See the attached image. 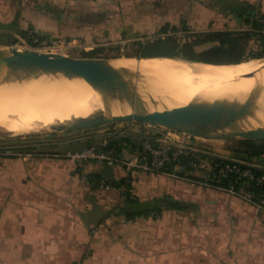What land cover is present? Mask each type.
<instances>
[{"label":"crops","instance_id":"0c3cea01","mask_svg":"<svg viewBox=\"0 0 264 264\" xmlns=\"http://www.w3.org/2000/svg\"><path fill=\"white\" fill-rule=\"evenodd\" d=\"M156 5L154 0H0V24L17 21L20 30L59 35L69 48L90 51L102 45L101 34L140 22L153 31L183 24L191 35L246 30L249 19L264 15V0H164L163 17H141ZM13 35L25 38L18 31ZM88 138L95 144L100 137ZM75 142L65 150L0 152V264H264L260 210L224 191L135 172L133 195L162 209L126 219L120 214L124 190L100 189L89 179L119 183L124 169L76 165L60 156L84 146ZM248 163L264 168V154ZM178 202L191 207L173 208Z\"/></svg>","mask_w":264,"mask_h":264},{"label":"bare ground","instance_id":"6f19581e","mask_svg":"<svg viewBox=\"0 0 264 264\" xmlns=\"http://www.w3.org/2000/svg\"><path fill=\"white\" fill-rule=\"evenodd\" d=\"M84 65L95 75L105 76L115 87L116 93L109 101L113 108L126 103L134 91L135 95L175 98L179 102H188L198 95L240 93L246 98L250 113L261 110V116L246 127L264 134V88L255 78L236 80L254 70L258 66L256 62L236 67H192L174 59L122 57L87 59ZM143 82L151 87L140 93ZM158 86L161 89L150 92ZM100 107L98 95L85 82L27 84L10 66L0 65V126L15 134L56 127L59 122L85 117Z\"/></svg>","mask_w":264,"mask_h":264},{"label":"water","instance_id":"95a60500","mask_svg":"<svg viewBox=\"0 0 264 264\" xmlns=\"http://www.w3.org/2000/svg\"><path fill=\"white\" fill-rule=\"evenodd\" d=\"M87 59L109 58H74L0 44V65L10 66L27 84L37 82L59 85L85 82L98 95L101 103V107L96 112L85 117H74L59 122L56 127H40L31 132L11 137L30 136L38 133L65 134L133 121L180 132L195 138L264 140V134L246 127L248 122L257 120L261 116V110L250 113L246 105V98L240 93L198 95L188 102H179L175 98L158 99L135 95L123 105L113 108L109 101L116 93L115 87L105 76L95 75L92 70L88 69L84 65V61ZM248 62H256L258 66L236 80L255 78L264 88V58L230 64L185 61L192 67L197 65L236 67ZM195 124L199 127H195ZM166 202L170 203L171 199H166Z\"/></svg>","mask_w":264,"mask_h":264},{"label":"built area","instance_id":"2783aa9c","mask_svg":"<svg viewBox=\"0 0 264 264\" xmlns=\"http://www.w3.org/2000/svg\"><path fill=\"white\" fill-rule=\"evenodd\" d=\"M256 19L264 31V15ZM27 30L28 39H19L23 48L62 54L69 48V43L62 36H44L32 28ZM184 34L183 31H168L161 37L174 35L178 41H182ZM112 126L113 130L103 134L97 143L78 150L65 151L60 156L76 165L120 166L125 171L128 183L131 182L133 173L140 172L200 184L236 196L264 214V168L241 159L222 158L187 147L180 142L184 140V136H191L180 132L158 128L154 134H148L152 126L133 121L122 123L119 128L117 124ZM126 136L130 138L126 139ZM6 153L17 154L10 150ZM221 175L230 177L228 187L213 183ZM89 179L100 189H123V186L117 187L101 177L91 176ZM252 186L259 187L260 193L251 191Z\"/></svg>","mask_w":264,"mask_h":264},{"label":"trees","instance_id":"16d2710c","mask_svg":"<svg viewBox=\"0 0 264 264\" xmlns=\"http://www.w3.org/2000/svg\"><path fill=\"white\" fill-rule=\"evenodd\" d=\"M256 18L252 17L247 21L252 26L251 31H221L191 34L187 35L188 38L186 41H178V38L174 35H166L165 37L159 35L157 38L146 41L145 43L143 41H135L131 45L134 46L136 51L133 53H125L122 57L182 59L209 64H230L250 59H261L264 58V31H262V26ZM170 30L178 32L181 30L187 31L188 29L183 24L180 27L166 24L158 33L165 35ZM18 32L28 39V30L23 31L19 29ZM252 39H255L258 43L255 50L248 48ZM10 45L21 47L20 41L15 37ZM207 45L209 47H206ZM104 50L105 47L103 46L95 47L90 51L83 50L81 51V57L122 58L121 55H102ZM125 138L129 139L130 137L126 136ZM20 139L21 137L19 136L16 140ZM82 143H84L83 147L93 144L91 138H85ZM232 144H234L232 151L235 154V159L248 161L252 158H259L264 154V140L240 139L232 141ZM8 145V147L0 148V152L6 153L7 150H10L14 153L25 154L35 150L34 146L22 144L19 141L13 145ZM230 182V177L225 175L218 176L216 180H213V183H218L226 187L230 185ZM113 184L117 187L123 186L124 204L120 214H123L126 219L150 216L161 211L162 207L157 203L150 206H143L145 204L149 205V203L142 202L133 195L130 185L131 182H126V178L119 183ZM251 191L260 193L261 189L252 186ZM172 207L185 210L191 207V205L178 202L176 206Z\"/></svg>","mask_w":264,"mask_h":264},{"label":"rangeland","instance_id":"374dc122","mask_svg":"<svg viewBox=\"0 0 264 264\" xmlns=\"http://www.w3.org/2000/svg\"><path fill=\"white\" fill-rule=\"evenodd\" d=\"M154 1L157 4L156 9H154L153 12L152 11L150 12V10H148L149 13L142 14L141 15L142 18L143 17H144V19L151 18V19H155V21H157L160 17L164 16V15L160 14L161 13L160 8H161L162 4L164 3V0H154ZM142 22H147V21L144 20ZM0 25H1L0 26V44L10 45L11 41L14 39V35H13L14 32L19 31L20 27H19L17 21H14V22L9 23V24H4V25L0 24ZM144 25H145V23L141 24V22H140L139 25L134 27L136 30H134L133 26H130L131 28L129 30L125 26H122V27L117 28L113 32L108 30L107 33L101 34L99 37V41L102 44L101 46L105 47V50L102 52V55H108V56L121 55V57H122L123 54H125V53H133L136 51L134 46L131 45L133 42L143 41L145 43L146 41L153 40V39L157 38L159 35L160 36L163 35V34L161 35L158 33L159 30L153 31V29H151L150 26H146V25L144 26ZM180 26H181L180 24H177V27H180ZM246 30L251 31L252 26L249 25L246 28ZM246 30H242V31H246ZM181 31H183V30H181ZM188 31H183L185 34L181 38L182 41L187 40V38H188L187 35H189V33H187ZM173 33H175V32H173ZM93 37L95 39L98 38V36H96V37L93 36ZM257 44L258 43L256 42V40L252 39L251 42L249 43L248 48L255 50L257 48ZM209 45H207L206 47H209ZM98 47H100V46H98ZM81 51L82 50L80 48L76 49V48L70 47L66 51L63 52L64 54L59 53V52L56 54H61V55L74 57V58H82L81 57ZM174 60H178V61H182V62L186 61V60H182V59H174ZM150 87H151L150 85L143 82L139 91H140V93L146 92ZM159 89H161L160 86L154 87V89L152 88L150 90V92L154 93L155 91H158ZM134 90H135V86H134ZM135 94H136V92L134 91V95ZM89 98H87V99H89ZM120 125H122V123H119V124L117 123L118 128ZM113 128L114 127L112 125H105V126H101L98 128H91V129L80 130V131H76V132H72V133H65V134L56 133V134L50 135V134L38 133L36 135L20 136L21 139L16 140L17 137H11V136L12 135H19V134H15L13 131L8 130V129L0 126V148L8 147L9 146L8 144L13 145L14 143H17V141H19L22 144H26V145H38V144H49V143H56L57 144V143H60L63 141H72V140H77V139H81V138H88V137H95L98 139L103 134L108 133L109 131H112ZM156 130H158L157 127H152V130H149L148 134H154L156 132ZM31 131H33V130H31ZM31 131H29V132H31ZM91 141H93V139H91ZM232 141H236V140H228V139L210 140V139L195 138V137L188 138L187 136H184V140H182L180 143L187 146V147H190V148H196L197 150L202 151V152L209 154V155L218 156V157H222V158H228V159H235V154L232 151V147L234 145V144H232ZM83 144L84 143H81V142H75L74 146L79 147L81 145L83 146ZM34 148L37 152L40 150L45 152V151H47V149L48 150H61V149L65 150L67 147H64V145L61 146L60 144H58V145L41 146V147L34 146ZM20 154H22V153H20ZM248 162H258V158H255V159L252 158V159L248 160ZM183 182L186 184H191L187 181H183ZM195 185H198L200 187H204L200 184H195ZM150 205L151 204H149V205L145 204L143 206H150Z\"/></svg>","mask_w":264,"mask_h":264},{"label":"flooded vegetation","instance_id":"af4514ba","mask_svg":"<svg viewBox=\"0 0 264 264\" xmlns=\"http://www.w3.org/2000/svg\"><path fill=\"white\" fill-rule=\"evenodd\" d=\"M82 139V138H81ZM81 139H77V140H72V141H63V142H60V143H49V144H38V145H30V146H37V147H41V146H51V145H67L68 143L70 142H74V141H79Z\"/></svg>","mask_w":264,"mask_h":264}]
</instances>
